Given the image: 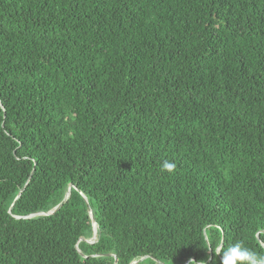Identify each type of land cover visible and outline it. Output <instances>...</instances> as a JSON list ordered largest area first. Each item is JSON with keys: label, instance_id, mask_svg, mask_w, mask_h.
<instances>
[{"label": "trees", "instance_id": "trees-1", "mask_svg": "<svg viewBox=\"0 0 264 264\" xmlns=\"http://www.w3.org/2000/svg\"><path fill=\"white\" fill-rule=\"evenodd\" d=\"M237 242L264 254V0H0V264Z\"/></svg>", "mask_w": 264, "mask_h": 264}, {"label": "clouds", "instance_id": "clouds-1", "mask_svg": "<svg viewBox=\"0 0 264 264\" xmlns=\"http://www.w3.org/2000/svg\"><path fill=\"white\" fill-rule=\"evenodd\" d=\"M160 168L161 171L172 173L176 165L165 160ZM213 251L221 257V264H264V254H258L254 250L244 247L240 242L230 244L226 248L221 245Z\"/></svg>", "mask_w": 264, "mask_h": 264}, {"label": "water", "instance_id": "water-1", "mask_svg": "<svg viewBox=\"0 0 264 264\" xmlns=\"http://www.w3.org/2000/svg\"><path fill=\"white\" fill-rule=\"evenodd\" d=\"M71 187H72V184H69L68 187H67V191L65 192L62 200L57 204L55 205L54 207H52L50 210L46 211V212H37V213H34V214H31L30 216H35V215H50L52 214L53 212H55L58 208L61 207V205L68 199L69 195H70V190H71ZM20 195V192L16 195L14 201L18 198V196ZM85 202H86V205H87V211H88V216L90 217L91 219V225H92V234L90 236V238H84V237H80L79 238V241H85V242H88V243H94L97 241V224L95 222V219H94V216H93V213H92V210L87 202V199L85 197L84 194H82ZM20 216H16V218H18ZM25 217H29V216H25ZM222 243V241H221ZM263 247H264V244L262 243ZM79 250V249H78ZM83 255V254H81ZM109 255H112L114 256V264H116L117 262V259H116V256L114 254H109ZM146 256H142L136 260H132L129 264H136L137 262L141 261L142 259H144ZM155 259V258H154ZM156 260V259H155ZM157 261V260H156ZM159 262V261H158ZM187 262V261H186ZM159 264H164L162 262H159Z\"/></svg>", "mask_w": 264, "mask_h": 264}]
</instances>
